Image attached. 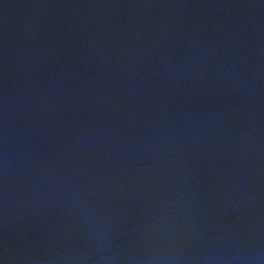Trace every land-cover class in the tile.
I'll return each mask as SVG.
<instances>
[{
    "label": "water",
    "instance_id": "1",
    "mask_svg": "<svg viewBox=\"0 0 264 264\" xmlns=\"http://www.w3.org/2000/svg\"><path fill=\"white\" fill-rule=\"evenodd\" d=\"M0 264H264V0H0Z\"/></svg>",
    "mask_w": 264,
    "mask_h": 264
}]
</instances>
